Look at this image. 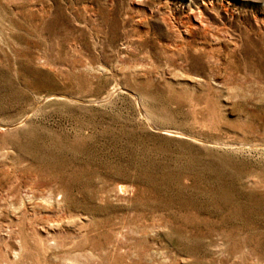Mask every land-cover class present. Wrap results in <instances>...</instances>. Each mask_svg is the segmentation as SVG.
I'll return each instance as SVG.
<instances>
[{"label":"rangeland","instance_id":"1","mask_svg":"<svg viewBox=\"0 0 264 264\" xmlns=\"http://www.w3.org/2000/svg\"><path fill=\"white\" fill-rule=\"evenodd\" d=\"M0 264H264V0H0Z\"/></svg>","mask_w":264,"mask_h":264},{"label":"bare ground","instance_id":"2","mask_svg":"<svg viewBox=\"0 0 264 264\" xmlns=\"http://www.w3.org/2000/svg\"><path fill=\"white\" fill-rule=\"evenodd\" d=\"M124 189V188H123Z\"/></svg>","mask_w":264,"mask_h":264}]
</instances>
